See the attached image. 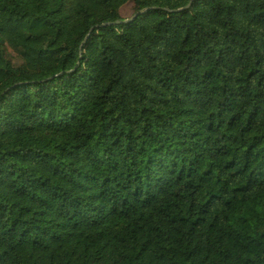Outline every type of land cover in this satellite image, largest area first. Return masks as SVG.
Segmentation results:
<instances>
[{
  "label": "trees",
  "instance_id": "1",
  "mask_svg": "<svg viewBox=\"0 0 264 264\" xmlns=\"http://www.w3.org/2000/svg\"><path fill=\"white\" fill-rule=\"evenodd\" d=\"M0 264H264V0H0Z\"/></svg>",
  "mask_w": 264,
  "mask_h": 264
},
{
  "label": "water",
  "instance_id": "2",
  "mask_svg": "<svg viewBox=\"0 0 264 264\" xmlns=\"http://www.w3.org/2000/svg\"><path fill=\"white\" fill-rule=\"evenodd\" d=\"M188 7L189 6H186L184 9H188ZM181 10H178V11H174V12H171V13H178V12H180ZM136 17V16H135ZM127 22H129V21H125V22H123V23H127ZM119 23L117 22V23H114V24H112V25H118ZM94 30V28H92L91 30H90V33H91V31H93ZM88 36H89V33L87 34V36L85 37V39H84V42L87 40V38H88Z\"/></svg>",
  "mask_w": 264,
  "mask_h": 264
}]
</instances>
